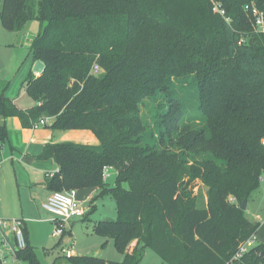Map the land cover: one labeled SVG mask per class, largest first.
<instances>
[{"label": "trees", "instance_id": "16d2710c", "mask_svg": "<svg viewBox=\"0 0 264 264\" xmlns=\"http://www.w3.org/2000/svg\"><path fill=\"white\" fill-rule=\"evenodd\" d=\"M213 1L0 0L6 30L45 22L29 45L44 68L24 80L34 104L21 109L0 90V143L8 117L91 131L94 144L49 142L36 157L56 163L51 192L97 188L93 202L108 193L116 204L117 217L93 230L113 237L121 261L63 255L52 264H137L145 248L168 264H227L257 231L240 204L264 174V33L244 6L264 11V0H215L228 21ZM104 167L116 170L111 188ZM24 232L16 258L40 264ZM234 264H264V243Z\"/></svg>", "mask_w": 264, "mask_h": 264}, {"label": "rangeland", "instance_id": "374dc122", "mask_svg": "<svg viewBox=\"0 0 264 264\" xmlns=\"http://www.w3.org/2000/svg\"><path fill=\"white\" fill-rule=\"evenodd\" d=\"M215 2L217 1L214 0L213 4ZM44 24L45 22L40 23L37 20H30L23 29L14 32L6 30L0 20V90L5 85V96L13 99L16 106L21 109L29 108L34 104L33 99L25 91L24 80L31 68L30 38L32 39V36H35ZM147 111V107L142 108L144 114H147ZM72 130H65V132L70 133ZM9 165L2 164L4 177L1 175V211L7 210V204L12 202L18 204L21 198L17 192L16 174L12 165ZM115 171L111 167L106 171L107 177L104 183L107 188L115 185ZM192 184L198 204L204 206L207 201V187L199 179L194 180ZM88 192V190H76V196L81 198L79 201H84L82 205L86 211L82 217H73L64 224L66 232L62 236H51L54 226L50 218L52 214L49 212L38 213L37 218L40 217L41 221L27 223L29 245L33 248L40 264H52L57 257L64 255L63 251L65 249L72 250L74 255H93L111 261H121L123 259V254L116 248L113 237L96 233L93 230L95 222L99 220H114L117 217L115 199L110 194L105 193L97 197L94 202L91 199L89 203H86L84 196ZM246 202L245 208L242 209L244 210V215L250 221L259 223L257 231L254 233V244L264 243V174L260 180L259 187L253 191ZM92 204H94V208L90 209ZM44 214L46 215L43 216ZM60 262L64 263L65 259L62 258ZM7 264L26 263L8 259ZM137 264L168 263L152 249L145 248L144 255Z\"/></svg>", "mask_w": 264, "mask_h": 264}, {"label": "crops", "instance_id": "0c3cea01", "mask_svg": "<svg viewBox=\"0 0 264 264\" xmlns=\"http://www.w3.org/2000/svg\"><path fill=\"white\" fill-rule=\"evenodd\" d=\"M34 37L32 36V39ZM32 39L30 38L29 45ZM32 66L33 61H31L30 71L35 74ZM1 121L0 119V123ZM4 122L7 129V138L3 143H0V176L4 177L2 164H6V166H10L9 164H11L16 174L17 192L22 199H19L18 204L13 202L7 204V210L5 211H1L0 209V218H23L28 235L27 223L42 220L40 217L37 218L38 213H44L42 203L51 193V190L47 187V180L49 178L47 173L54 172L57 169L53 159H37L36 156L40 153L44 144L59 141L94 144L97 142V139L89 130L73 129L70 133H66L62 130L51 129L49 127L50 124L38 128H24L17 117H8ZM104 181L106 180L104 179ZM82 190L89 191L84 196L86 203H89L99 192L97 188H84ZM79 199L81 198H77L78 201ZM80 202L84 204V201ZM71 253L74 255L72 250Z\"/></svg>", "mask_w": 264, "mask_h": 264}, {"label": "built area", "instance_id": "2783aa9c", "mask_svg": "<svg viewBox=\"0 0 264 264\" xmlns=\"http://www.w3.org/2000/svg\"><path fill=\"white\" fill-rule=\"evenodd\" d=\"M212 10L219 13L227 21L225 11L218 2L213 4ZM244 10L250 13L252 17V24L257 32L264 33V11L257 9L253 4H246ZM101 71L98 63H93L91 66V73L98 74ZM53 121V117H41L32 128L46 126ZM264 143V140H263ZM107 167L103 168V178L107 177ZM57 170V169H56ZM54 172L47 173L51 177ZM44 211L52 214L51 221H53L54 228L51 236L59 237L64 233V224L70 221L73 217H82L85 214V208L76 198V189H69L63 191L51 192L46 200L42 203ZM25 220L23 218H0V264H7V260L18 261L16 252L24 249L27 245L25 238ZM254 234L246 238L237 248L233 256L227 264H234L237 262L254 244ZM64 256H72L71 250L65 249Z\"/></svg>", "mask_w": 264, "mask_h": 264}, {"label": "water", "instance_id": "95a60500", "mask_svg": "<svg viewBox=\"0 0 264 264\" xmlns=\"http://www.w3.org/2000/svg\"><path fill=\"white\" fill-rule=\"evenodd\" d=\"M43 68H44V64H43L41 61L37 60V61H35V62L33 63L32 70H33V72H34L36 75L40 74V73L42 72ZM246 203H247V202H246V200L244 199V200L241 202V204H240V209H244L245 206H246Z\"/></svg>", "mask_w": 264, "mask_h": 264}]
</instances>
